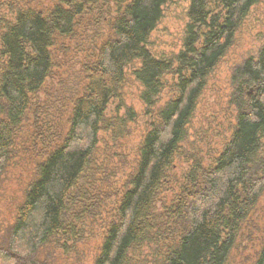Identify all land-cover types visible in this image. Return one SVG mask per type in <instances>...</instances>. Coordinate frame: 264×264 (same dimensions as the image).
<instances>
[{"label": "trees", "instance_id": "obj_1", "mask_svg": "<svg viewBox=\"0 0 264 264\" xmlns=\"http://www.w3.org/2000/svg\"><path fill=\"white\" fill-rule=\"evenodd\" d=\"M102 1L8 0L9 17L0 16V181L27 114L49 113L38 96L57 67L56 49L73 52L66 42L90 41L86 31L97 25ZM169 1L114 0L108 36L77 63L81 80L67 101L65 129L53 132L48 117L44 128L35 125L45 159L0 246V264H51L52 240L83 235L77 223L109 198L95 187L103 170L96 155L103 133L120 138L134 119L131 109L126 117L108 115L115 101L124 107L131 68L151 116L130 173L111 194L117 199L93 264H228L264 193V47L233 71L229 105L237 115L222 150L205 158L183 144L207 78L260 1L191 0L184 50L173 59L156 58L149 39ZM170 75L178 79L176 97L152 111ZM181 156L189 167L182 178L173 177ZM170 184L176 188L163 201ZM249 264H264V228Z\"/></svg>", "mask_w": 264, "mask_h": 264}, {"label": "rangeland", "instance_id": "obj_2", "mask_svg": "<svg viewBox=\"0 0 264 264\" xmlns=\"http://www.w3.org/2000/svg\"><path fill=\"white\" fill-rule=\"evenodd\" d=\"M259 1L250 9L232 45L206 80L187 128V143L183 144L184 150L188 153H193L195 149L205 158L213 157L222 150L226 140L231 136L237 115L236 108L229 105L233 89V71L242 66L246 60L257 58L259 51L264 47V0ZM7 2L8 0H0V16L5 15L6 18L9 17ZM43 2L48 5V0ZM190 3L191 0H170L164 6L162 18L151 34L148 44V49L154 57L173 59L184 50L188 37L186 29L190 22L187 16ZM115 11L114 0H103L97 19L95 18L97 25L87 28V33L82 28L79 30L80 33L85 32L86 36L91 38L90 41L85 45L79 39L69 44L66 42L73 52H65V45L55 51L57 67L48 86L38 96V102L49 104V113L38 116L35 109L36 112L32 110L27 114L15 141L13 159L0 181V246L16 222L18 210L26 198L25 193L35 181L38 165L45 159V157L42 159L46 153L45 147L41 138L35 136L36 132H41V129L39 128L38 131L37 128L38 126L44 128L42 121L48 117L47 121L54 126L53 132L65 129L70 105L67 101L74 90V85L81 80L77 63L82 58H86L90 50H95L93 48L95 43L108 36L109 23ZM198 30L199 28L194 29L195 32ZM1 31L0 27V33ZM77 48L82 49L77 51ZM133 71L134 68L127 71V80L122 90L124 107L120 108V101H115L109 107L108 115L126 117L127 109H131L134 119L126 126L125 134L120 138L115 139L111 133H103L96 155L97 168L103 170L102 174L96 176L95 187L101 188L109 198H106L97 211L93 212L94 215H86L83 222L77 223L78 229L84 232L83 235L80 234L75 240L70 234H63L52 240L49 249V254H52L51 264H93L99 253L110 220L112 204H115L117 199L112 195L121 189L124 179L135 163L138 143L148 128L151 116L146 115V105L141 97L143 88L132 75ZM176 82H178L177 77L171 75L163 79V91L158 96L157 105L152 111L176 97L173 89ZM38 110L40 112V108ZM36 124L38 126H35ZM188 167L184 156L177 157L171 176L182 178ZM170 188H176V185L166 186L161 200L166 201L171 198L173 190ZM263 226L264 193L252 218L244 224L240 241L231 253L228 264L251 262L254 251L259 245Z\"/></svg>", "mask_w": 264, "mask_h": 264}]
</instances>
